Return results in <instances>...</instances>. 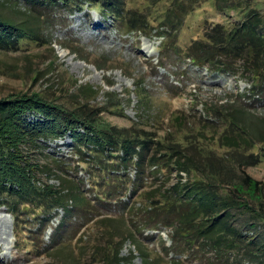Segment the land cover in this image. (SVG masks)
<instances>
[{
    "label": "trees",
    "instance_id": "1",
    "mask_svg": "<svg viewBox=\"0 0 264 264\" xmlns=\"http://www.w3.org/2000/svg\"><path fill=\"white\" fill-rule=\"evenodd\" d=\"M167 1L162 18H158L153 17L149 0L134 8L129 7L128 0H31L33 12L40 5L61 7L70 13L89 7L105 18L119 21V27L129 32L155 31L162 38L161 48L172 46L175 54L183 53L197 67L249 73V97L263 99L264 15L256 0H209L217 10L235 11L238 19L230 24L207 23L201 37L183 47L170 38H175L198 0ZM156 19L159 22L153 24ZM31 28L0 12V49L17 51L24 41L42 42L40 30ZM157 67L165 68L162 63ZM98 94L99 89L92 85L79 84L71 107L37 92H17L0 98V206L7 208L14 221L24 219V214L41 222L50 220V213L61 207L65 210L63 224L72 211L81 216L86 207L90 208L79 181L66 187L37 182L40 168L31 159V149L38 147L41 140L69 135L83 156L81 162L97 177L98 188L103 184L117 188L100 192V201L111 197L110 192L118 196L114 200H121L122 189L129 186L130 180L133 184L137 177L142 179L146 167L155 173H167L168 177L174 172L178 175L174 182L170 178L140 194L136 213L148 212L149 218H139L136 225L133 221L138 231L169 226L174 240L167 252L184 246L198 251L204 247L215 255L229 257L242 250L247 260L261 256L264 263V180H254L245 171L248 166L264 164V128L255 133L238 116L237 108L227 110L215 105H207L206 116L194 119L184 111H172L153 132L135 125L118 127L107 123L102 114L108 111L124 115L121 102L108 91L104 104L96 106L91 101ZM136 95L143 105L145 98L138 91ZM30 114L38 118L29 120ZM208 135L224 149L222 154L211 146ZM130 168L135 169V177L129 180ZM182 172L188 175L186 180ZM131 193L135 195L136 191ZM107 230L109 236L112 232ZM109 237L105 249L95 252L100 257L98 262L121 259L117 236ZM138 249L144 255L143 249Z\"/></svg>",
    "mask_w": 264,
    "mask_h": 264
},
{
    "label": "rangeland",
    "instance_id": "2",
    "mask_svg": "<svg viewBox=\"0 0 264 264\" xmlns=\"http://www.w3.org/2000/svg\"><path fill=\"white\" fill-rule=\"evenodd\" d=\"M144 1L128 0V5L143 6ZM149 1L153 17L162 18L168 1ZM256 2L264 15V0ZM34 9L33 12L31 0H0V12L4 16L30 25L31 30H40L43 35L42 42L24 41L17 51L0 49V98L17 92H37L71 107L75 105L78 85L87 84L99 89L95 101H91L96 106L104 104L106 92L116 94L124 115L107 111L102 117L118 127L135 125L153 132L159 128L163 117L162 121L166 122V116L172 111H184L194 119V116H206L207 105H215L227 110L237 108L238 116L255 133L264 128V98L249 97V73L239 69L221 72L197 67L184 58L183 53L175 54L172 46L161 48L162 38L155 31L129 32L119 27V21L105 18L89 7L72 13L61 7L40 5ZM237 19L235 11L217 10L212 1L198 0L177 37L170 40L183 47L191 39L200 38L207 23L230 24ZM158 22L156 19L153 24ZM50 59L54 61L52 65ZM159 63L165 68H158ZM136 91L145 98L143 105ZM37 118L33 114L28 116L29 120ZM207 138L218 154L224 152L210 135ZM31 152V159L40 168L38 184L66 187L79 181L80 191L87 197L91 209L85 204L83 215L72 211L63 224L65 210L61 207L50 213V220L41 222L24 214V219L16 223L7 208L0 206V264H264L261 256L247 260L242 250L229 257L215 255L204 247L198 251L184 246L167 252L174 240L169 226L140 231L134 227L133 221L136 225L139 218H149L148 212L136 213L140 194L170 178L174 182L178 177L175 172L168 177L167 173L162 175L146 167L142 179L137 177L132 184L130 179H134L135 169L130 168L127 173L130 183L122 189L121 200H114L118 196L110 192L111 197L100 201L101 193L117 188L105 184L98 188L97 177L91 172L92 168L81 162L83 156L69 135L41 140ZM245 171L254 180H264L263 162L248 166ZM182 176L183 180L188 178L184 172ZM107 228L112 232L110 235L117 236L121 249L118 256L121 259L111 263L96 261L100 257L95 253L107 246L110 238ZM137 245L145 256L140 254Z\"/></svg>",
    "mask_w": 264,
    "mask_h": 264
},
{
    "label": "bare ground",
    "instance_id": "3",
    "mask_svg": "<svg viewBox=\"0 0 264 264\" xmlns=\"http://www.w3.org/2000/svg\"><path fill=\"white\" fill-rule=\"evenodd\" d=\"M1 217V216H0Z\"/></svg>",
    "mask_w": 264,
    "mask_h": 264
}]
</instances>
